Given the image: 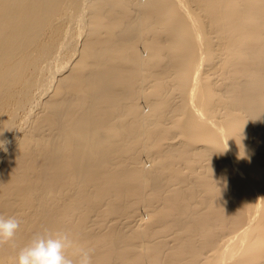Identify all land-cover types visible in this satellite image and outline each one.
Listing matches in <instances>:
<instances>
[{"label": "bare ground", "instance_id": "bare-ground-1", "mask_svg": "<svg viewBox=\"0 0 264 264\" xmlns=\"http://www.w3.org/2000/svg\"><path fill=\"white\" fill-rule=\"evenodd\" d=\"M0 216V264H264V0H0Z\"/></svg>", "mask_w": 264, "mask_h": 264}, {"label": "clouds", "instance_id": "clouds-1", "mask_svg": "<svg viewBox=\"0 0 264 264\" xmlns=\"http://www.w3.org/2000/svg\"><path fill=\"white\" fill-rule=\"evenodd\" d=\"M19 226L18 219L0 216V244L12 240ZM93 252L94 249L78 246L69 232L52 234L45 230L20 249L17 264H92Z\"/></svg>", "mask_w": 264, "mask_h": 264}]
</instances>
